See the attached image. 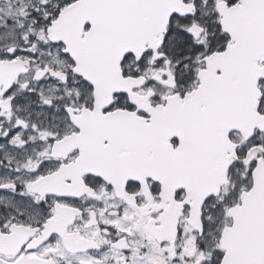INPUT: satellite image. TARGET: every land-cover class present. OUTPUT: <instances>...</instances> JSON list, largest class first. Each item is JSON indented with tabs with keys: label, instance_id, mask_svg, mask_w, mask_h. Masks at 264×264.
<instances>
[{
	"label": "snow or ice",
	"instance_id": "6c2138e0",
	"mask_svg": "<svg viewBox=\"0 0 264 264\" xmlns=\"http://www.w3.org/2000/svg\"><path fill=\"white\" fill-rule=\"evenodd\" d=\"M0 264H264V0H0Z\"/></svg>",
	"mask_w": 264,
	"mask_h": 264
}]
</instances>
